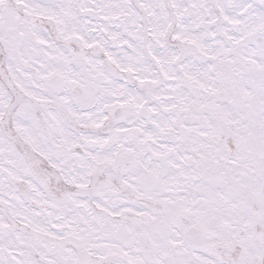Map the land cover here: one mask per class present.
Returning a JSON list of instances; mask_svg holds the SVG:
<instances>
[{
	"label": "snow or ice",
	"instance_id": "snow-or-ice-1",
	"mask_svg": "<svg viewBox=\"0 0 264 264\" xmlns=\"http://www.w3.org/2000/svg\"><path fill=\"white\" fill-rule=\"evenodd\" d=\"M0 264H264V0H0Z\"/></svg>",
	"mask_w": 264,
	"mask_h": 264
}]
</instances>
